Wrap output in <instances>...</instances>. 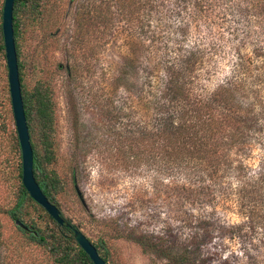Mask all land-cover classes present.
<instances>
[{"label": "rangeland", "instance_id": "374dc122", "mask_svg": "<svg viewBox=\"0 0 264 264\" xmlns=\"http://www.w3.org/2000/svg\"><path fill=\"white\" fill-rule=\"evenodd\" d=\"M46 1L43 18L21 29L19 60L28 88L45 81L53 90L58 145L54 168L66 183L60 209L93 243L107 240L109 264H167L144 254L115 228L150 233L171 228L183 237L193 216L214 210L157 191L154 153L140 154L141 146L132 150L122 143L124 130L136 131L154 116V97L143 90L144 70L180 46L202 48L210 54L198 64L197 77L209 91L216 89L230 76L238 49L247 53L264 46V0H142L147 4L141 10L135 5L125 14L116 11V0ZM4 2L0 0V22ZM107 4L110 8H104V15L113 23L95 27L94 10ZM113 103L117 109L130 108L114 111ZM113 115L120 118L114 120ZM112 121L116 133L111 131ZM17 135L4 51L0 52V264H53L42 249L22 240L5 214L20 184ZM261 160L256 147L250 160L253 171H259ZM229 209L219 208L217 215L229 224L240 223L238 212ZM261 240H229L218 233L213 246L203 250V255L212 253L205 264H264Z\"/></svg>", "mask_w": 264, "mask_h": 264}, {"label": "trees", "instance_id": "16d2710c", "mask_svg": "<svg viewBox=\"0 0 264 264\" xmlns=\"http://www.w3.org/2000/svg\"><path fill=\"white\" fill-rule=\"evenodd\" d=\"M45 3L46 0H15L18 59L21 29L29 21L43 18ZM146 4L142 0H116L115 6L118 13L125 14L135 5L141 10ZM106 7L110 8L108 4L98 5L94 10L95 27L113 23L112 18L104 15ZM4 51L0 22V52ZM208 52L192 47L184 50L180 46L157 66L145 68L143 90L154 97L152 122H141L136 131H128L132 129L128 127L121 136L125 138L122 143H128L129 149L133 150L136 145L142 148L140 154L154 153L157 191L181 197L184 203L202 204L214 210L211 213L206 209L205 213L193 216L186 224L189 233L183 237L173 234L171 228L161 233L139 232L137 228L126 232L119 225L115 228L121 238L137 244L144 254L155 255L167 264H205L212 253L203 255V250L213 246L218 233L229 240L262 239L264 244V46L247 53L238 49L231 59L230 76L212 91L199 82L196 74L198 64L203 63ZM23 70L19 60L34 151V174L44 194L60 209L66 183L54 168L58 145L53 90L45 81L28 88ZM112 106L114 111L129 107L117 109L115 103ZM118 118L113 115L114 120ZM111 123V131L116 133V123ZM16 146L21 152L18 135ZM256 147L262 155L258 172L253 171L254 164L250 163ZM123 153L120 150V154ZM19 179L14 204L5 214L14 222L22 240L42 249L53 264H94L75 241L71 230L65 225L59 227L30 197L22 183V164ZM223 207L236 210L242 221L229 224L219 217L216 211ZM60 211L62 217L72 223ZM94 245L109 264L111 253L107 240L100 238ZM257 260L253 258L255 263Z\"/></svg>", "mask_w": 264, "mask_h": 264}, {"label": "water", "instance_id": "95a60500", "mask_svg": "<svg viewBox=\"0 0 264 264\" xmlns=\"http://www.w3.org/2000/svg\"><path fill=\"white\" fill-rule=\"evenodd\" d=\"M15 0H5L2 14V31L8 68L9 87L13 107L14 120L22 154V183L30 197L43 207L59 227L67 226L75 241L90 257L94 264H107L100 256L94 243L72 223H68L61 215L60 209L44 194L34 174V151L30 130L26 118L22 83L19 71V59L14 31Z\"/></svg>", "mask_w": 264, "mask_h": 264}]
</instances>
